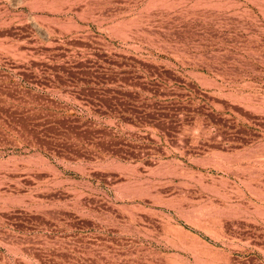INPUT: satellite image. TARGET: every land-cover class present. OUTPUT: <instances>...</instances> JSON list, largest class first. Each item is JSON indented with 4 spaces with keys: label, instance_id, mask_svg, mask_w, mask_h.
<instances>
[{
    "label": "rangeland",
    "instance_id": "1",
    "mask_svg": "<svg viewBox=\"0 0 264 264\" xmlns=\"http://www.w3.org/2000/svg\"><path fill=\"white\" fill-rule=\"evenodd\" d=\"M0 264H264V0H0Z\"/></svg>",
    "mask_w": 264,
    "mask_h": 264
}]
</instances>
